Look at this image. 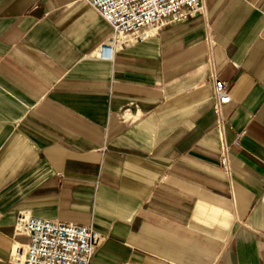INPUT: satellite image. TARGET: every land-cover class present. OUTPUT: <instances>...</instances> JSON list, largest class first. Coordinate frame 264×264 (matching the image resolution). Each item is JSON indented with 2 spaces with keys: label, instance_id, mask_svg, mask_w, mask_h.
Listing matches in <instances>:
<instances>
[{
  "label": "crops",
  "instance_id": "1",
  "mask_svg": "<svg viewBox=\"0 0 264 264\" xmlns=\"http://www.w3.org/2000/svg\"><path fill=\"white\" fill-rule=\"evenodd\" d=\"M110 34L82 0H0V264L20 210L102 234L90 264H264V0L102 57Z\"/></svg>",
  "mask_w": 264,
  "mask_h": 264
},
{
  "label": "built area",
  "instance_id": "2",
  "mask_svg": "<svg viewBox=\"0 0 264 264\" xmlns=\"http://www.w3.org/2000/svg\"><path fill=\"white\" fill-rule=\"evenodd\" d=\"M82 1L95 9L111 26V34L99 50L102 57L111 55L113 50L154 37L166 25L186 21L204 11V0ZM210 62L213 65L212 59ZM231 63L237 66L235 62ZM211 76L214 82L215 124L221 140L219 165L225 174L231 175L230 144L225 136L227 117L224 113V106L230 96L214 69ZM128 110L122 111L123 118ZM14 231L26 235L28 240L13 246L7 264H90L104 239L90 225L52 221L24 210L17 212Z\"/></svg>",
  "mask_w": 264,
  "mask_h": 264
}]
</instances>
